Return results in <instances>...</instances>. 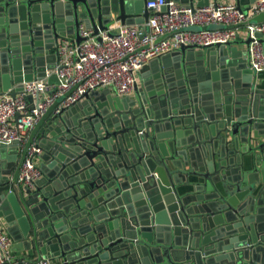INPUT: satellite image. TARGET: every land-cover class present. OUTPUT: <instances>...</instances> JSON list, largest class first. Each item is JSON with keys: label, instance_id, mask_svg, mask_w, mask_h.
Wrapping results in <instances>:
<instances>
[{"label": "water", "instance_id": "water-1", "mask_svg": "<svg viewBox=\"0 0 264 264\" xmlns=\"http://www.w3.org/2000/svg\"><path fill=\"white\" fill-rule=\"evenodd\" d=\"M150 1L0 0V97L44 79L60 41H85L82 27L98 42L115 22L146 32ZM234 1L243 11L257 0ZM252 25L264 13L230 29ZM253 42L182 46L143 68L152 78L133 95L89 92L55 114L63 98L23 152L0 142V221L14 240L20 231L22 250L56 264H264V91ZM34 143L43 178L21 188Z\"/></svg>", "mask_w": 264, "mask_h": 264}, {"label": "built area", "instance_id": "built-area-1", "mask_svg": "<svg viewBox=\"0 0 264 264\" xmlns=\"http://www.w3.org/2000/svg\"><path fill=\"white\" fill-rule=\"evenodd\" d=\"M146 7L152 14L146 24V32L141 26H124L115 22L100 34L101 42L96 40L92 30L85 27L81 28V37L85 41L80 45L68 40L60 41L54 70L47 71L44 79L23 83L22 92L16 97L8 94L0 97V142H19L23 152L29 133L57 101L64 98L55 114L62 108L73 106L89 92L109 89L120 97L130 96L140 82V72L153 60L182 46L207 47L237 40L238 36L241 37L240 29L230 27L264 13V0L255 1L243 11L232 3L191 8L171 0H152ZM208 26L224 29L187 30ZM258 34L264 39V25H252L246 29V37L249 35L254 39L250 48L251 67L260 75L264 73V44L256 37ZM52 76L57 77V84L47 81ZM37 152L34 143L20 170L19 184L23 188L33 187L43 177L33 160ZM0 263L56 264L43 258L36 261V258L15 257L13 241L1 224Z\"/></svg>", "mask_w": 264, "mask_h": 264}, {"label": "crops", "instance_id": "crops-1", "mask_svg": "<svg viewBox=\"0 0 264 264\" xmlns=\"http://www.w3.org/2000/svg\"><path fill=\"white\" fill-rule=\"evenodd\" d=\"M197 3H199V0H197ZM218 3H221V4H223V3H232V4H235V1L234 0H219ZM214 4H216V3H214L212 1L210 5H214ZM137 26H139V25H137ZM240 34H241V37H240L241 40L242 39H246V29H244V28L240 29ZM194 64L195 63H192L191 66H193ZM150 78H152L151 77V72L150 73H146L144 76L140 75V78L139 79L145 81V80H148ZM257 87H258V89H261L262 91H264V73H261L260 75H258ZM29 135H30V133H29ZM18 150L21 152L20 148ZM36 164L39 167L40 161H37ZM19 186L21 188H23L21 185H19ZM189 190H191V189L190 188H182L181 189V193H184V192L189 191ZM0 224L4 226L5 232L9 235V237L13 241V253H14V256L15 257H18V258H25L26 257V258H29V259L36 258L37 257V255H32L31 253H28V252H25V251L22 250L24 246H23L22 242H20V237L21 236L18 235V234H20V231H17L16 232L18 239L17 240H14L11 237V235L9 234V232H8V225H7V223H5L3 221L2 222L0 221Z\"/></svg>", "mask_w": 264, "mask_h": 264}]
</instances>
